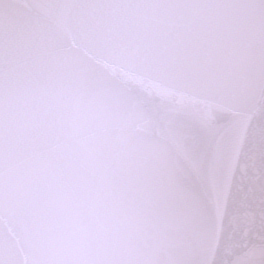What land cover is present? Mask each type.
I'll return each mask as SVG.
<instances>
[{
  "label": "snow or ice",
  "instance_id": "snow-or-ice-1",
  "mask_svg": "<svg viewBox=\"0 0 264 264\" xmlns=\"http://www.w3.org/2000/svg\"><path fill=\"white\" fill-rule=\"evenodd\" d=\"M0 264H264V0H0Z\"/></svg>",
  "mask_w": 264,
  "mask_h": 264
}]
</instances>
